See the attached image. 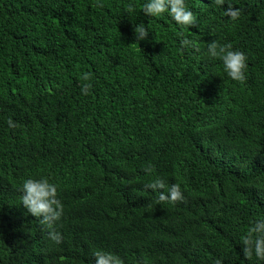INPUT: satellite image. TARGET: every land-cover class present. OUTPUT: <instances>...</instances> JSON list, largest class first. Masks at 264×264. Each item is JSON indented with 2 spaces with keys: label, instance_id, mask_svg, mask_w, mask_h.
<instances>
[{
  "label": "trees",
  "instance_id": "1",
  "mask_svg": "<svg viewBox=\"0 0 264 264\" xmlns=\"http://www.w3.org/2000/svg\"><path fill=\"white\" fill-rule=\"evenodd\" d=\"M148 2L0 0V264H264L242 244L264 221V0H184L195 26ZM213 41L244 53L243 82ZM27 179L56 186L53 229Z\"/></svg>",
  "mask_w": 264,
  "mask_h": 264
},
{
  "label": "clouds",
  "instance_id": "2",
  "mask_svg": "<svg viewBox=\"0 0 264 264\" xmlns=\"http://www.w3.org/2000/svg\"><path fill=\"white\" fill-rule=\"evenodd\" d=\"M225 0H214L217 5H223ZM170 6V8H169ZM102 7V5H101ZM128 11H132V6L129 5ZM142 11L146 16L157 17L169 12L171 18L181 26H195V17L193 13L186 9L184 0H149L144 4ZM225 16L231 17L236 20L239 17V10L233 9L231 6L224 13ZM136 39L144 40L148 36V31L143 25H138L134 28ZM189 40L184 39L181 41L182 46L188 45ZM192 46L199 51V46L192 43ZM209 54L214 58H219L223 62L224 70L234 81L243 82L246 77L244 70L246 68V56L240 51L231 50V45L219 46L215 41L208 46ZM89 74L84 75V79L87 80ZM91 86L89 84L83 85L82 91L84 94H88V89ZM9 126L13 127L12 121L9 120ZM146 172H151V168H146ZM147 188L152 190L164 189L165 184L163 180L157 179L154 182L146 185ZM21 201L28 212L40 219V223L49 229H53V225L58 221L63 212V205L57 199V188L54 184L49 183L47 179L33 180L27 179L23 183ZM183 199V195L180 191L179 184H173L167 194L165 192L160 193L157 203H171L175 204L177 201ZM255 234V238L253 236ZM49 237L57 244L61 242V237L54 230L49 232ZM243 255L246 259H250L253 255L259 260H264V221H257L253 227L248 230L246 236L242 237ZM96 264H122L117 258L111 255H102L97 252L94 254ZM215 264H221L219 260Z\"/></svg>",
  "mask_w": 264,
  "mask_h": 264
}]
</instances>
